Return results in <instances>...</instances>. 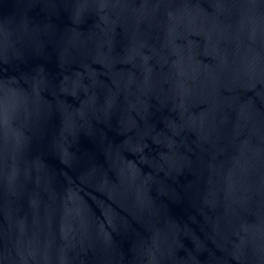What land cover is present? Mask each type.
Wrapping results in <instances>:
<instances>
[{"label": "water", "instance_id": "95a60500", "mask_svg": "<svg viewBox=\"0 0 264 264\" xmlns=\"http://www.w3.org/2000/svg\"><path fill=\"white\" fill-rule=\"evenodd\" d=\"M0 264H264V0H0Z\"/></svg>", "mask_w": 264, "mask_h": 264}]
</instances>
